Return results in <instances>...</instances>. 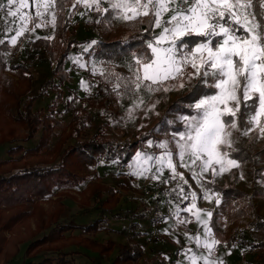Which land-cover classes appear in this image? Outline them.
<instances>
[{
  "label": "trees",
  "instance_id": "1",
  "mask_svg": "<svg viewBox=\"0 0 264 264\" xmlns=\"http://www.w3.org/2000/svg\"><path fill=\"white\" fill-rule=\"evenodd\" d=\"M70 6L71 0H66L65 10L57 13L56 26L47 35L53 39L40 36V39L26 43L31 61L44 58L48 64L49 76L36 92L33 91L35 78L29 62L8 63L5 60L8 51L13 53L18 49L19 41L12 47L8 43L0 45V149L8 146L5 157H0V264H11L23 245L20 264H79L75 256L81 255V249L93 254L88 256L91 264H103L102 259L107 260L106 264H163L156 254L152 259L144 255L145 251L153 252L149 244V228L164 217L158 208V204H163L164 195L171 203L178 204L185 220L192 218L183 209L191 199L179 201L178 195L180 187L190 192L188 185L162 186L154 196H140L141 208L140 205L122 206L116 186L97 183L101 182L97 170L101 163L120 167L129 165L136 153L144 150V144L154 137L152 131L131 140L114 141L106 130L111 94H114L108 80L99 85L101 96L88 101L92 108L99 110L98 121L92 120L90 112L79 102L76 90L68 86L75 67V63L67 67L73 47L89 46L82 53L83 58L91 57L94 62L111 65L113 73L121 74V69L128 71L121 62L133 52L143 51L146 40L151 37L141 31L143 26L138 23L115 21L111 25H98L104 34L110 32L111 27L124 25L126 33L118 38L105 40L93 32L86 37L82 33L81 38L75 33L69 36L72 25ZM97 15L93 12L88 24H97L93 22ZM92 41L96 43L92 44ZM47 90L54 93L50 104L35 108L36 101ZM191 93L189 89L179 100H190ZM65 116L69 117L67 122ZM37 135L34 146H30ZM240 147L245 161L242 165L258 167L264 164V139L261 142H241ZM257 170H254V173L259 172L256 177L264 183V167ZM115 171V182L123 187L119 178L125 173ZM202 183L219 200L216 212L211 211L219 226L244 223L249 228V232L241 237L239 246L249 245L259 255L245 264H264V217L253 211V195L233 185L221 187L208 181ZM68 190H78L85 204L89 197L98 200L92 207L81 211L80 214L92 215L86 224L74 226L61 216L60 194ZM36 197L49 207L44 210L41 202H35ZM52 197L57 198L52 200ZM145 202L149 203L148 207ZM30 219L34 221V229L29 225ZM110 221L127 225L109 229ZM61 229L70 233L60 234ZM104 229L126 236L127 241L116 245L113 240L101 241L94 237ZM211 229L220 245H228V239L216 226L212 224ZM74 230L78 233L75 234Z\"/></svg>",
  "mask_w": 264,
  "mask_h": 264
},
{
  "label": "snow or ice",
  "instance_id": "2",
  "mask_svg": "<svg viewBox=\"0 0 264 264\" xmlns=\"http://www.w3.org/2000/svg\"><path fill=\"white\" fill-rule=\"evenodd\" d=\"M65 2L31 0L32 11L25 13L22 10L30 8L29 0H6V3L0 0V13L22 21L19 27L5 21L0 32L7 40L0 37V45L16 46L18 38L25 33L47 26L49 17L55 27L57 13L65 10ZM81 4L98 14L94 23H138L143 26L141 31L151 37L146 40L143 51L133 52L121 62L131 76L104 73L110 77L108 83L118 99L129 97L130 101H136L134 107L139 108L156 93L185 87L192 90L187 106L196 114L180 115L178 119L183 129L173 131L170 139L156 145L166 154L158 163L163 167L166 159L171 169L170 179H183L173 164L174 154L178 155L179 166L188 168L198 183L210 169L217 175V165L220 173L230 167L240 168L245 161L241 141L234 132L243 137L256 132L257 138L264 139V0H71L70 15L83 17L86 13H77ZM25 20L32 21L30 27L25 26ZM75 63L84 67L79 59ZM81 87L87 90L88 85L82 82ZM156 103L151 110H155ZM125 108L131 117L133 109L127 105ZM166 122L176 123L174 120ZM148 143L152 146L151 140ZM136 156L140 158L141 153L137 152ZM153 158L152 155L143 157L147 161ZM198 161V168L190 167ZM162 167L157 171L162 173ZM149 171L151 169H138L132 175L144 176ZM152 178L159 179V176ZM178 195L184 200L191 199V207L185 205V211L196 209V193L185 192L180 187ZM203 198L212 201L207 191ZM180 211L177 206L172 215L178 216ZM212 215L211 211L204 214L207 218ZM196 220L204 225L203 235L211 237V243L205 240L203 244L208 255L189 249L193 252L189 264H198V261L222 264L219 257L212 258L213 245L220 241L212 236L208 220L199 212ZM196 246H200L199 237Z\"/></svg>",
  "mask_w": 264,
  "mask_h": 264
},
{
  "label": "rangeland",
  "instance_id": "3",
  "mask_svg": "<svg viewBox=\"0 0 264 264\" xmlns=\"http://www.w3.org/2000/svg\"><path fill=\"white\" fill-rule=\"evenodd\" d=\"M3 2L6 3V0H3ZM29 2L30 8L22 10L25 13L32 11L31 0H29ZM104 6L107 7V5ZM80 12L86 14L83 17L79 14L71 15L72 25L70 31L68 32L69 36L75 33V35L77 34V36L81 38L82 33H84L83 35L86 37L89 33L93 32L95 36L99 35L105 40H110L112 38L121 37L126 33V29L123 28L124 25H121L118 27H111L110 32L104 34L101 30L102 28H100L98 24H88L94 11L84 8L81 4V6H79L77 9V13ZM50 19L51 18L49 17V23L47 26H42L41 28L35 29L34 33L29 31L22 37H19L18 49L13 53H11L12 50L6 53L5 60L8 63H14L18 60H27V62H29L35 78V83L33 86L34 92H36L41 83L47 80L49 76V70L48 64L44 58L31 61V57L28 55V50L26 49V43L36 39V36L40 37L50 35L53 27L50 23ZM5 21L12 22L16 27H19V25L22 23V21L18 18L5 17L2 13H0V27L3 26ZM23 23L25 26L30 27L32 21L25 20ZM94 27H96L95 31ZM155 31L158 32L159 29H156ZM0 37H3L5 40H7V37H4L2 32H0ZM8 44L10 47H12L10 43ZM86 47L88 49L89 46L80 45L73 47L72 49L73 52L69 57L67 67H69L70 63H75L76 59H79L80 64H83L84 67H80L79 64L75 63V67L73 68L68 86L69 88L76 90V93L79 96V102L84 107H86L88 113L90 112L92 120L98 121L100 117L99 110H95L88 104L89 100H95L92 97L91 87H96L99 89V85L110 79V77L106 76L104 73H113L114 69L111 65H104L103 63L94 62L91 57H88L87 59L83 58L82 53L85 51ZM120 73L123 74V76L132 75L131 72L124 69H121ZM82 82L88 85L87 90L84 87H81ZM193 83H195V81H193ZM212 91L218 92V90ZM188 92L189 88L185 87L183 89L176 88L173 91L167 93H156L155 95L151 96V99L146 100V102L139 108L134 107L136 101H130L129 97L118 99L115 94H111L112 100L109 104V110L111 112L108 115V126L106 127L109 136L116 142H123L126 141L125 139L131 140L135 137H138L142 133L152 131V134L155 138L151 137L149 139L152 141V146L149 145V140L144 144V150L140 152V158L135 156L130 164L125 167L114 166L113 164L112 166L110 164L104 165L101 163V167H99L97 170L98 174L101 175V182L97 181V183L116 186L118 188L117 195L120 197V204L127 207L132 205H140L139 208H141L139 197L154 196V194L157 193L159 187L162 186L165 188H171L188 185L189 191L196 193L195 203L197 207L196 209L187 211L188 214L192 215V218L189 220H185V216L181 213V211L178 216L172 215V213L175 212L178 204L171 203L165 198L164 195L163 204H158V208L164 213V217H162L163 220L161 221V218L157 220L159 221L160 225L156 230L153 227L156 221L152 223L149 228V244L153 252L145 251L144 255L148 257V259H152L153 255L156 254L157 258L161 260L163 264H170L172 261L173 264H189V257L193 254V252L189 251V249L193 250V247H197V237H199L200 246L197 247V250L194 249L193 251L208 255L207 251L203 248V244L205 240H208V242L211 243V237L203 235L204 225L196 220V214L199 212L202 218L208 220L207 226L209 228H211V225L213 224L218 228L219 232L228 239V245L226 243H222V245H220V243L213 245L212 258H214L216 255L215 250H217L220 245V247H225L228 253H234L227 263L245 264L246 262H252L258 257L259 254L252 250L249 245H245L243 248H240L239 246V241L242 239L241 237L249 232V228L244 223L231 224L228 227H221L218 225V219L215 217L207 218L204 216V214L208 211L213 210L216 212V196L208 189L204 188L203 186L201 187V185H203V181H208L209 183L221 187L233 185L236 189L241 190L251 196L253 195V211H255L259 216L264 217V183L256 177L259 175V172L254 173V170L258 171V167H264V164L259 165L258 167L252 164H244L241 165L240 168L230 167L229 170L223 173L219 172V166L217 165V175H213L210 169L209 172L205 173L200 178L198 183L197 180L192 177L188 168L179 166L180 161L178 155L174 154L173 164L176 165V171L183 175V179H180L179 177L176 180L170 179L171 169L167 166L166 159L163 167L160 163H158L160 158L166 157V154L156 145L158 143L164 142L166 139H170L173 131H180L183 129V125L178 119L180 115L196 114L187 106L191 100H179L181 97L186 96ZM53 96L54 93L51 90H47L45 95L36 101L35 108L39 109L47 107L50 104ZM157 100L159 103H156ZM153 103H156L155 110H151ZM125 105H127V108L133 109L131 117H129ZM170 113L172 114L170 115ZM64 120L67 122L69 117L65 116ZM170 120H174L176 123L174 125H170L166 122ZM234 136L239 137V140L244 143L248 140L253 142H261L263 140L257 138L256 132H250L248 137H243L240 133L234 132ZM37 139L38 135L29 145L34 146ZM7 149L8 146L0 149V157L2 159L5 157ZM145 155H152L154 158L151 161H147L143 159ZM199 164L200 162L198 161L196 164L190 165V167L196 169L198 168ZM161 167L162 173L157 171V169H161ZM138 169H151V171L146 172L144 176L132 175V173H135ZM115 170L125 173L123 176H121V178H119L123 187H119V185L115 182V180H117L114 176L116 172ZM241 175H243V179H241ZM153 176H159V179H153ZM166 180L168 181L167 183L164 182ZM184 181H187V183H184ZM205 191H207L212 197L211 202L203 198ZM56 198L57 197H52V200H55ZM60 199L63 205L61 216L65 221H69L74 226L86 224L92 218L91 214L80 213L85 208L92 207L93 204L98 201L96 199L93 201L92 198L90 199L89 197L87 204H85L78 190L61 191ZM34 200L35 202H41L39 197L34 198ZM182 200L183 199H179V201ZM145 205L148 207L149 203L145 202ZM41 206L44 210H46L49 207V204L41 202ZM187 206L190 208L191 202ZM28 222L31 229H34V221L30 219ZM122 224L127 225L125 222H122L119 225V222L110 221L108 227L109 229H119L120 227L124 226ZM169 229H171V232L168 231ZM73 232L75 234L78 233L76 230ZM62 233L68 234L70 232L66 233L64 232V229H61L60 234ZM153 233L159 237L160 241L153 239ZM172 233H175V235ZM55 237L56 236L53 238ZM94 237L100 239L101 241H106L108 239L113 240L116 245L125 244L127 241L126 236H122L118 233L107 231L105 229L101 233L94 235ZM234 244L236 245L235 247H233ZM23 250L24 245L20 248L21 252L19 256L11 264H20V262H22ZM80 253L81 255L75 256V260L79 264H91L88 261V256H92L93 254H89L83 249H81ZM102 263L106 264L107 260L102 259ZM198 264H203V261H198Z\"/></svg>",
  "mask_w": 264,
  "mask_h": 264
},
{
  "label": "crops",
  "instance_id": "4",
  "mask_svg": "<svg viewBox=\"0 0 264 264\" xmlns=\"http://www.w3.org/2000/svg\"><path fill=\"white\" fill-rule=\"evenodd\" d=\"M201 248V247H200ZM197 250V247H193V250ZM198 250H201V249H198ZM203 251V249H202ZM216 251V255L214 256V258H217L219 257V259L222 261V263H225V264H229L227 263L228 260L231 258V256L234 255V253L230 252L228 253L227 249H225L224 247H218Z\"/></svg>",
  "mask_w": 264,
  "mask_h": 264
},
{
  "label": "built area",
  "instance_id": "5",
  "mask_svg": "<svg viewBox=\"0 0 264 264\" xmlns=\"http://www.w3.org/2000/svg\"><path fill=\"white\" fill-rule=\"evenodd\" d=\"M91 90H92V97L94 99H98L101 96V92L98 88L91 87ZM159 225H160L159 221H156L153 225L154 229L156 230ZM153 239L156 241H160L159 237L156 236L154 233H153Z\"/></svg>",
  "mask_w": 264,
  "mask_h": 264
}]
</instances>
